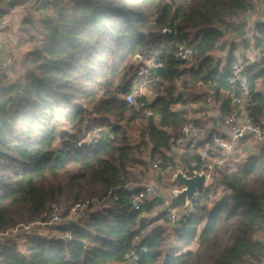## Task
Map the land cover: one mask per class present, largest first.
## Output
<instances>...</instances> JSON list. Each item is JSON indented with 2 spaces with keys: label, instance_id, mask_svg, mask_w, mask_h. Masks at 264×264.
Wrapping results in <instances>:
<instances>
[{
  "label": "trees",
  "instance_id": "1",
  "mask_svg": "<svg viewBox=\"0 0 264 264\" xmlns=\"http://www.w3.org/2000/svg\"><path fill=\"white\" fill-rule=\"evenodd\" d=\"M260 11L258 0H140L135 8L128 0H54L44 15L26 14L17 32V48H27L21 67L0 65V233L21 239V227L45 221L54 203L92 204L57 228L60 239L6 242L3 264H120L132 250L142 264H261L264 144L253 151L251 135L241 142L247 157L219 168L188 210L184 196L172 200L185 213L173 244L165 200L135 210L142 188H124L143 184L159 157L177 171L204 150L219 155L215 142L239 94L230 85L234 63L250 62L246 111L254 123L264 118V23L253 28V59L235 47L224 65L213 56L226 36H242L245 15ZM181 47L194 50L191 61L177 58ZM142 85L154 94L146 121L126 101ZM208 99L218 114L208 115ZM191 120L208 138L186 144L176 162L171 153Z\"/></svg>",
  "mask_w": 264,
  "mask_h": 264
},
{
  "label": "built area",
  "instance_id": "2",
  "mask_svg": "<svg viewBox=\"0 0 264 264\" xmlns=\"http://www.w3.org/2000/svg\"><path fill=\"white\" fill-rule=\"evenodd\" d=\"M13 1L14 0H0V4H5L8 12L12 13L13 8L11 7V3ZM53 2L54 0H35V9L38 11V15H44L45 6L50 5ZM250 29L251 28L246 25L242 31V36L247 37L250 33ZM261 55L264 59V44L261 49ZM193 57L194 50L190 47H181L177 54V58L182 61H191ZM249 65L250 62H236L232 65L230 85L232 88L237 89L239 94L233 98V113L225 118L220 127V133H222L225 138L219 137L215 142V147L219 150V155H212L207 150H204L201 153L200 161H193L189 166H185L184 169H179L187 176H193L196 172L204 173L207 181L202 190H205L212 184L213 180L217 176V170L219 168L234 161V156L236 155L238 147L244 138L251 135L253 137L251 138L253 139L252 143L260 145L264 144V118L258 123H254L246 111V105L251 97L250 85L247 77ZM153 97L154 94L151 91H147L144 85H142L138 92L127 95L126 101L128 104L134 105L138 110H142L144 120L146 121L149 117L153 116V112L147 109V105L151 103ZM208 102L210 103L209 112H213L214 107L212 106L211 100L208 99ZM180 110L187 111L188 108L181 107ZM208 134L209 133L205 129L197 126L191 120L182 126L178 143L193 144L197 141H204L208 138ZM151 167L153 172L157 174V177L163 179L168 177L172 179L174 174L178 171L175 170L176 167L171 161H167L163 157H159L153 161L151 163ZM135 187L142 188V191H140L133 201V207L135 210H140L143 203L146 201L158 198L162 199V195H159L161 191L156 188L154 181H150L145 184L129 183L124 186L126 190H132ZM116 200H118L116 196L111 198L112 202ZM165 202L168 212L169 230L175 234L179 233L183 230L185 223L184 210L171 208V202ZM91 204L92 202L90 200L79 202L71 206L66 203H54L51 206L50 212L48 213L45 221L38 222L28 227H23L22 229L25 228L28 231H32L33 227L37 226L39 231H41L40 236L53 240L60 239L61 234L58 232L57 228L75 222L76 217L80 213L87 211ZM9 234L10 233H0V254L6 243L4 237L9 236ZM260 240L264 243V231L261 234ZM143 252H146V250ZM0 264H3L1 259ZM120 264H142L141 256L135 250H132L125 255ZM242 264L251 263L246 262Z\"/></svg>",
  "mask_w": 264,
  "mask_h": 264
},
{
  "label": "crops",
  "instance_id": "3",
  "mask_svg": "<svg viewBox=\"0 0 264 264\" xmlns=\"http://www.w3.org/2000/svg\"><path fill=\"white\" fill-rule=\"evenodd\" d=\"M258 2L260 4L261 11L255 15L248 14V15L244 16L245 22L251 28L248 36L247 37H243V36L236 37L234 35H228L225 37V39L222 41V43H220L218 49L214 52V54H213L214 57L216 56L217 51H219L220 53L225 52L224 55H222V57H220L221 60L217 59V61H222V65L225 64L231 49L233 50L232 47H235L234 53L237 57H241V56L247 57L248 56L250 60L253 59V57H255V56H253V53L255 52L254 51L255 48H254V31H253V28L255 27V25L258 22L264 23V2H262L261 0H259ZM11 7L13 8V12L9 13L7 10V6L5 4H0V64H2L3 66H5V64L7 62H10L11 60L14 59L13 55H12V51L13 50L16 51L17 40H18L17 32H18L19 28L21 27V23L23 21L24 16L28 13H31V12L33 14H36V16H39L38 11L35 9V0H30V2L26 5H21V6H16V7L11 6ZM227 39H228V41H227ZM225 44L227 45V47H225ZM229 44H230V46L228 47ZM220 49H222V51ZM211 103L214 107V111L213 112L207 111L208 115L218 114V112H219L218 107H217V105L213 99L211 100ZM200 117H201V115H199V117H196L195 119H199ZM206 131H208V130H206ZM185 145H186V143L182 144L179 142L177 144V147L173 149L171 156H173V157L176 156V158H177L176 162H179L180 157L184 153V146ZM242 147H243V145L241 143L238 147L236 155H238V152L240 151V149ZM242 152H243V150H242ZM234 160H235V158H234ZM154 174L157 175L155 172H154ZM175 186H176V184H175ZM175 186H173V188L171 190H169V193H167V195L172 196V194H171L172 190L181 189L180 186H178V185L176 187ZM159 191H161L160 193L162 195V198L166 199V196H167L166 192L167 191H162V190H159ZM172 200H173V197H172ZM171 203H172V201H171ZM172 234L176 235L175 233L168 230V236L170 238H171ZM260 237H261V235L258 236V239H260ZM261 264H264V261Z\"/></svg>",
  "mask_w": 264,
  "mask_h": 264
},
{
  "label": "rangeland",
  "instance_id": "4",
  "mask_svg": "<svg viewBox=\"0 0 264 264\" xmlns=\"http://www.w3.org/2000/svg\"><path fill=\"white\" fill-rule=\"evenodd\" d=\"M139 1L140 0H128V2H129V6L131 7V8H135V7H138L139 6ZM227 41H228V39H227ZM232 41V40H231ZM233 43V42H232ZM223 45V44H222ZM230 46V44L228 45V47ZM15 47V46H14ZM224 47V46H223ZM225 47H227V45L225 44ZM25 49H27V48H25ZM25 49L24 48H21V49H19V48H17L16 47V51H12V55H13V60H11L10 62H7L6 64H5V66H1V67H6L7 69L9 68V67H12V66H14L16 69H19L20 67H21V60H22V54H23V52L25 51ZM221 51H222V49H220ZM226 50V49H225ZM224 53L225 52H223V53H220L219 51H217V53H216V59H219V60H221V58L220 57H222V55H224ZM1 65V64H0ZM147 65H149V64H147ZM144 74H143V78H142V81L144 82V81H146L147 79H149V74H148V72H146V71H144L143 72ZM262 89H264V85H263V88ZM212 115V114H211ZM188 116H189V118H191V119H194V118H196V117H199V115L198 114H194L193 113V111H190L189 112V114H188ZM260 144H254V143H251V148H253L252 150L253 151H256V152H258V146H259ZM246 146V145H245ZM242 149H244V146L240 149V151L238 152V155H236L234 158H235V160L232 162V166L234 167L235 166V163L236 162H239V161H242V160H244L246 157H247V155H248V152H242ZM177 158H176V156H175V160H176ZM177 161V160H176ZM157 178V175H155L154 174V172H151V174H150V177L143 183V184H145V183H148V182H150V181H154V184H155V186H156V188L158 189V190H162V191H167L166 192V195H167V193H169V190H171L172 189V185L171 184H169V183H167V181H162V180H159V179H156ZM177 186V185H176ZM175 186V187H176ZM174 187V188H175ZM217 193H218V196H220L221 194H222V191H221V188H219L218 190H217ZM159 195H161L160 193H159ZM162 199H164V198H162ZM165 201H168V202H171L172 201V196H169V195H167L166 196V199H164ZM212 206V205H211ZM82 215H83V213H80V215H78L77 217H76V219L77 220H79L81 217H82ZM36 224V223H35ZM22 227H24V226H22ZM26 232L27 233H25V235L26 236H35V235H39L40 236V233H41V231H39V229L37 228V226H34L33 227V229H32V231H28V230H26ZM172 232V231H171ZM19 232L18 231H14V232H11L10 234H9V236H6V237H4V239L6 240V242H9V241H18L19 240V248H22L21 247V245L23 244V242L25 241L24 240V238L26 237V236H22V238L20 239V237H19ZM174 241H175V235L174 234H172L171 235V238L169 239V243L171 244H173L174 243ZM226 241V239H224V242ZM193 248H196L195 246L193 247Z\"/></svg>",
  "mask_w": 264,
  "mask_h": 264
},
{
  "label": "water",
  "instance_id": "5",
  "mask_svg": "<svg viewBox=\"0 0 264 264\" xmlns=\"http://www.w3.org/2000/svg\"><path fill=\"white\" fill-rule=\"evenodd\" d=\"M140 60V57H137V61ZM182 93L187 95V91L182 90ZM174 184L181 187V189L172 190L171 194L173 199H176L179 196H184L186 198L185 210H188L191 202L197 197L199 191L202 190L206 184V175L204 173H194L193 176H187L183 173L182 170H178L172 177ZM23 228V227H21Z\"/></svg>",
  "mask_w": 264,
  "mask_h": 264
}]
</instances>
